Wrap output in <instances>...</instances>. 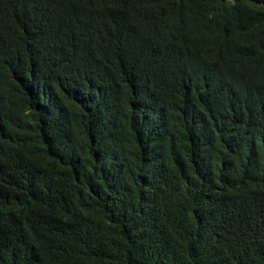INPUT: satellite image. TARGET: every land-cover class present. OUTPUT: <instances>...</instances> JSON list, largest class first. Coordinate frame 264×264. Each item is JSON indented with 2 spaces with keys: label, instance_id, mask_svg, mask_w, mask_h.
<instances>
[{
  "label": "trees",
  "instance_id": "obj_1",
  "mask_svg": "<svg viewBox=\"0 0 264 264\" xmlns=\"http://www.w3.org/2000/svg\"><path fill=\"white\" fill-rule=\"evenodd\" d=\"M213 83L264 123V0H0V264H264V146Z\"/></svg>",
  "mask_w": 264,
  "mask_h": 264
},
{
  "label": "clouds",
  "instance_id": "obj_2",
  "mask_svg": "<svg viewBox=\"0 0 264 264\" xmlns=\"http://www.w3.org/2000/svg\"><path fill=\"white\" fill-rule=\"evenodd\" d=\"M208 92L205 94V100L202 101L208 112H210L216 121L225 127H232L243 133L257 132L259 134L260 145L264 146V123H257L256 121L249 119L241 112L235 110L231 103V90L229 88L219 87L216 83H213L206 87ZM212 100L211 107L208 108L206 103ZM49 123H52V118H49ZM146 155L144 159L147 162L146 173L152 183L156 181L157 174L165 173V158L162 152L153 145H147ZM155 173V175H154ZM157 173V174H156ZM146 175L145 178L148 176ZM166 183L167 178H164ZM258 214L261 219L264 220V202L260 207H257Z\"/></svg>",
  "mask_w": 264,
  "mask_h": 264
}]
</instances>
